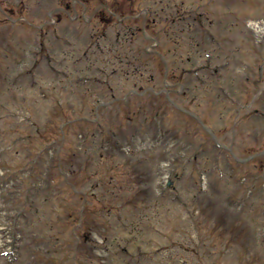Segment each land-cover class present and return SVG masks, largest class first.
<instances>
[{
  "label": "rangeland",
  "instance_id": "1",
  "mask_svg": "<svg viewBox=\"0 0 264 264\" xmlns=\"http://www.w3.org/2000/svg\"><path fill=\"white\" fill-rule=\"evenodd\" d=\"M153 1L0 0V253L12 247L3 229L12 226L19 237L17 264H264V33L253 29V20L264 17V0H216L211 5L209 0L188 1L202 3L206 22H215L213 31L228 32L232 41H226V52L214 51L216 63L231 60V70L223 71L229 79L226 91L201 83L197 100L191 92L178 94L177 70L205 64L209 51L192 49L194 43L177 38V29L176 35L166 36L162 24L153 26V16L173 12L166 8L163 13L160 8L167 7L168 0H158L155 12L147 14ZM111 16H125V23L138 27L131 50L124 46L117 54L97 51L99 42L115 45L119 31L120 42L125 39L129 25L113 21L110 26L109 20L112 38L98 39L104 31L101 22ZM238 19L249 22H230ZM201 37L208 41L204 33ZM133 47L139 50L136 59ZM87 51L91 61L84 55ZM158 51L165 53L166 61ZM97 55L107 73L118 69L119 78L111 80L132 78L125 75L132 69L129 60L132 65L148 64L158 88L167 63L171 94L200 115L219 142L197 121L175 111L163 94L149 95L138 109L134 97L122 102L131 87L125 83L115 90L119 102L106 104L111 99L107 86L81 80L99 74L94 67L101 64ZM71 57L82 62L72 66ZM247 64L248 72L237 69ZM207 73L212 80V72ZM185 80L191 83V78ZM257 80L260 95L253 83ZM97 117L101 122L95 124ZM93 130L99 135L96 143ZM82 133L90 138L80 137ZM111 176L114 184L89 183L108 182ZM65 178L87 191L89 200L108 192L101 203H89L84 223L89 222L92 231L79 226L83 197ZM97 207L115 212L91 214ZM134 227L135 244L126 231ZM6 258L0 255V264H8Z\"/></svg>",
  "mask_w": 264,
  "mask_h": 264
},
{
  "label": "trees",
  "instance_id": "2",
  "mask_svg": "<svg viewBox=\"0 0 264 264\" xmlns=\"http://www.w3.org/2000/svg\"><path fill=\"white\" fill-rule=\"evenodd\" d=\"M153 3L156 5L157 4V1H153ZM167 8H170L171 9V11H173L172 13H171V15H173V17H171V15L170 16H168V15H165L166 17H169L168 19H167V21L168 22H173V23H177V22H179V17L180 16H182V14H184V13H186V12H188V13H191L190 11H184V10H189V7H184V3H182V2H175L174 4L173 3H169L168 5H167ZM163 11H164V13L166 14V12H167V9H166V5L163 7V9H162ZM152 12H155L154 10L152 11ZM206 12H207V10H206ZM201 15V14H200ZM200 15H198V13H196L195 14V16H197V18H199V20L197 21V22H201V24H203V17H200ZM154 18H156L155 16H154ZM48 140H50V139H48ZM92 197V196H91ZM93 200H96V199H98V203H101V199H99V197H95V198H92ZM92 199H90L89 200V202H91V200ZM97 201V200H96ZM89 206V205H88Z\"/></svg>",
  "mask_w": 264,
  "mask_h": 264
},
{
  "label": "flooded vegetation",
  "instance_id": "3",
  "mask_svg": "<svg viewBox=\"0 0 264 264\" xmlns=\"http://www.w3.org/2000/svg\"><path fill=\"white\" fill-rule=\"evenodd\" d=\"M128 29H131V26H129V28ZM134 31V30H133ZM134 33V32H133Z\"/></svg>",
  "mask_w": 264,
  "mask_h": 264
}]
</instances>
